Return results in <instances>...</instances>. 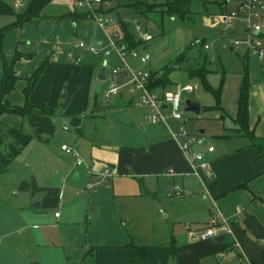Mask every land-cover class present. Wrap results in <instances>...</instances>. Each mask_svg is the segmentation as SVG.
Returning a JSON list of instances; mask_svg holds the SVG:
<instances>
[{"label": "crops", "instance_id": "0c3cea01", "mask_svg": "<svg viewBox=\"0 0 264 264\" xmlns=\"http://www.w3.org/2000/svg\"><path fill=\"white\" fill-rule=\"evenodd\" d=\"M1 1L13 9L17 6L16 0L12 3ZM234 2V13L227 12L231 3H226L225 12L220 15L226 23L229 22L225 17L237 11V2ZM76 8L79 13L88 15L87 9L77 7L75 1ZM69 20L91 46L80 42L67 48L61 39L64 34L60 32V26L36 25L40 20L8 32L3 39L8 64H12L16 53L24 56L14 64L18 81L14 91L5 98L11 106L22 108L26 105L24 92L29 81L44 66L29 95L28 112L24 116L5 114L0 118V131L7 137V147L0 154V166L6 168L14 160L12 144L28 145L26 130L34 129L37 137L48 131L44 127L46 106L52 92L62 89L63 77L68 84V93L78 91L87 104L92 90L97 95L98 75L108 62H101L98 55L91 57L94 53L89 51L90 47L100 48L108 59L114 51L119 59L114 68H124L119 94L111 97L113 101L103 108L96 105L91 117H101L103 111L130 112L137 108L144 114L138 119L131 117L135 122L139 121L138 127L149 133V137L137 139L131 145L96 144L84 137V122L80 123L76 133L65 135L62 145L75 148L83 165L77 166L76 158L61 149L68 157L64 161L53 159L49 174H32L19 183L26 186L17 188L15 194L18 199L23 198L21 202L11 204L1 200L0 264H264V154L249 138L235 134L232 136L237 141L230 154L223 150L217 152L216 148L209 153L206 149L212 145L201 149L202 145H208L207 140V144H200L205 139L202 136L192 140L191 150L184 153L180 145L185 139L175 136L181 131L175 133L170 128L171 122L178 121H170L168 125L149 123L150 110L140 104L138 95L131 92L128 84V68L133 69L113 47L110 29H103L98 23L95 25L94 19L88 16ZM14 21L13 16L0 15V29ZM258 22L264 26V10L260 12ZM239 23L245 27L247 35L244 21ZM245 55L248 56L246 52ZM150 60L147 57V62ZM114 68L109 75L107 70L108 86ZM3 78L4 62L0 56V84ZM248 79L249 129L256 137L264 139V77L251 76L249 72ZM164 91L154 92L161 94ZM65 98L64 91L62 99ZM237 112L231 116L225 114L235 125L232 129L238 128L234 122ZM31 119L34 122L38 119L36 127H33L35 124L31 128L25 127ZM220 119H224V115ZM195 144L198 147H193ZM197 152L204 153L206 169L198 167L194 158ZM106 171L109 176H104ZM75 173L78 178L73 180ZM160 182L161 190L174 188L175 192L178 188L188 196L172 199L176 197L166 193L167 199L160 202L169 226L165 241L144 244L142 236L137 235L144 223L141 219L149 220L144 226L146 237L154 236L156 224L161 225L154 209ZM125 197L143 199L146 207L141 211L140 208L130 209L127 203L118 204L117 199ZM37 203H40L39 207H35ZM123 205L125 211H122ZM212 219L219 228L216 237L202 241L200 235ZM126 224L130 225L129 229ZM14 234L21 238L27 236L28 240L23 241V238L16 243L1 244ZM172 246L176 251L175 259L172 258ZM48 247L56 252L51 255L53 260L51 256L42 259V252ZM142 248L145 249L143 258Z\"/></svg>", "mask_w": 264, "mask_h": 264}, {"label": "rangeland", "instance_id": "374dc122", "mask_svg": "<svg viewBox=\"0 0 264 264\" xmlns=\"http://www.w3.org/2000/svg\"><path fill=\"white\" fill-rule=\"evenodd\" d=\"M6 1L12 3L14 0ZM31 1L22 0L21 5L14 6V9L22 13L27 10ZM148 2L165 3L167 0H111L104 5H96V9L103 10L105 16H110L115 21L116 25L110 27V30L112 28L118 30L119 28L117 14L120 15L121 20L128 22L132 27L137 23L144 27L145 21L139 19L129 7ZM226 3H231V8H228L227 12L229 14L234 13V10H232L235 5L234 0H191L192 15L189 18L181 19L165 16L162 19L159 14H154L151 16V30L149 31L153 40L147 43L146 48H141L137 51L139 57H150L151 60L141 64L139 58L128 55L125 61L135 71L162 73L164 67L173 65L177 57H185L183 63L169 73L170 84L166 90L180 95L181 111L186 121L171 122L170 128L175 133L185 132L189 141L196 140L200 136L205 138L208 141V145H202L201 149L212 145L217 152L218 150H223L226 154H230L235 148L237 138L232 135L227 136L230 133L226 132V130L232 129L235 125L225 114L228 113L231 116L237 112L238 95L243 83L246 66H248L251 76L260 75L264 77V61H260L252 54L246 56L244 47L235 48L234 43L245 39L247 35L245 34V27L239 25V21H242V18L235 19L231 24L221 19L220 15L225 12L223 8ZM74 9V0H54L42 12V17H45L47 21L44 22L42 18L40 23L36 25L60 26V32L64 34L61 37L62 42L69 49L80 42L88 44L86 39L78 32L79 30H76L72 21L68 18L61 20L64 14L72 12ZM7 19L13 21V18L8 17ZM93 23L96 25L97 22L93 20ZM36 31L37 28L35 29ZM88 45L91 46L90 44ZM205 46L208 49H205ZM95 49L97 53L91 54V57L94 56L96 58L98 55V59H101V62L102 60L107 61L109 75L111 69L119 64L117 54L111 51V58L108 59L102 54L100 48L95 47ZM232 49L234 50L232 51ZM199 69L206 71L207 84L214 92L209 91L200 78L192 79L189 76V70L197 71ZM64 78L61 79V82H64L62 89L57 93L52 92L51 99L46 106L47 114H45L46 118H44V127L48 131L42 132L41 137H37L34 129L33 131L26 130L28 132V145L12 144V152L15 158L10 161L4 173L0 174V204L2 203L1 200H8L7 202L11 204L21 202L23 198L18 199L15 196L16 192H18L17 188H21L23 185L19 184L20 182L32 174L38 175L39 172L43 175L45 173L49 174L48 170L50 171L53 159L58 160L60 158L61 161H64L67 158L68 156L61 152L63 137L76 133L80 129L79 126L82 122H84V137L96 144L131 145L137 139H148L149 133L142 132L138 127L140 125L137 120L138 116L144 113L137 108L130 112L119 110L103 111V116L98 118L91 117L96 105L103 108V106L105 107L113 101V98L109 100L105 98L108 81L103 83L104 88L101 93L95 95L92 90L87 104L84 98V100L81 99V93L78 91L73 92L71 90V93H68V84ZM64 91L66 92V98L62 99ZM216 91L220 93L219 104ZM188 102L200 105L201 111L199 115L194 112H186ZM218 106L222 109L219 110ZM221 115H224V119H220ZM131 116L133 118L136 117L137 122ZM28 122L25 127L31 128L32 124H35L33 127H36L38 119L35 122L33 119L28 120ZM64 128L69 131L65 132ZM201 131H204L203 135L200 134ZM166 132L169 134L168 130ZM6 143V135L0 131V154H3L7 147ZM193 147L198 146L195 144ZM73 149L77 152L75 148ZM156 193L159 196L154 204V209L161 225L156 224L154 236L146 237L144 235L146 232L144 231V226L149 220L141 219L144 223L141 224L137 235L142 236L141 240L144 244L152 245L164 242V236L168 234L169 226L163 217L161 203L167 199L166 193L169 197L174 196V188L161 190L160 184H158ZM121 200L117 199L118 204H121V202L123 204L127 203L130 209L140 208L142 211L146 207L143 199L137 200L125 197ZM124 207L125 205H123L122 211H125ZM126 226L128 229L130 228L128 224ZM23 238L18 234H14L12 237L9 236V238L3 240L1 244H12L21 239L23 241L28 240L27 236ZM55 253L53 248L48 247V249L43 250L41 256L43 260L48 259V257L50 259V256ZM52 257L51 259L53 260Z\"/></svg>", "mask_w": 264, "mask_h": 264}, {"label": "built area", "instance_id": "2783aa9c", "mask_svg": "<svg viewBox=\"0 0 264 264\" xmlns=\"http://www.w3.org/2000/svg\"><path fill=\"white\" fill-rule=\"evenodd\" d=\"M22 0H16V5L20 6ZM108 1L105 0H77L76 6L79 8H86L88 11V17L94 19L98 25L103 29H110L114 27L115 21L110 16H105L101 10L96 9V5H104ZM237 11L235 14L226 16L227 22L232 23L237 18H242L246 25L247 36L245 39L238 40L234 43L235 48L244 47L247 54H252L260 61H264V26L258 22L260 12L264 10V3L262 0H236ZM135 31L141 40L150 42L152 36L142 30L141 25H135ZM256 35V36H255ZM111 43L113 47L118 51L120 57L125 59L126 56H133L139 58L140 61L145 64L147 58L140 56L136 51L128 49L122 34L119 30H110ZM81 48H85L84 44H80ZM207 48V47H206ZM91 53L96 54L95 48H88ZM130 72V78L128 84L131 86V92L138 95L140 104L150 110L148 117L151 125L165 124L168 125L170 121H186L181 111V98L180 95L172 91H164L159 94L149 89V79L151 74L149 72H136L128 68ZM124 71L122 67H116L111 74L109 86L105 92V98L110 99L119 94L122 84L121 75ZM68 130L67 128H64ZM185 139L180 145L181 150L184 153H188L191 150L194 141L187 140L188 135L181 131L179 135H175ZM62 151L66 154L76 158V165L82 166L83 161L79 158L78 153L67 145H62ZM207 151L212 153L215 151L214 147H208ZM195 161L198 163L200 169H206L207 164L204 162V154L197 152L194 154ZM110 173L106 171L104 176H109ZM188 196L187 193L180 191L178 188L175 189L174 197ZM218 225L215 219L209 222V226L204 233L200 235L202 241H209L216 237L218 231Z\"/></svg>", "mask_w": 264, "mask_h": 264}, {"label": "trees", "instance_id": "16d2710c", "mask_svg": "<svg viewBox=\"0 0 264 264\" xmlns=\"http://www.w3.org/2000/svg\"><path fill=\"white\" fill-rule=\"evenodd\" d=\"M54 0H32L30 2V5L28 6L27 10H25L22 13H17L13 9V7H10L6 3L0 0V15H6V16H13L15 18V21L0 29V56L3 59L4 62V78L2 83L0 84V118L5 114H11V115H17V116H24L28 112V98L29 95L34 88L36 82L41 76L43 66L36 72V74L30 79V83L28 88L25 90L24 94L26 97V105L22 108L19 107H13L10 105V103L5 101V98L14 91L16 82L18 81V77L14 70V64L19 61L22 56L19 53H16L14 56L12 64H8L4 51L2 42L5 37V35L15 29L21 28L24 24L27 23H34L42 18V12L45 9L47 5H49ZM77 1V0H74ZM111 1V0H106ZM130 10L134 11L136 13L137 17L141 20H144L145 25L143 28L144 32H148L151 30L150 22L152 21L151 16L154 14H159L161 18L163 19L165 16L171 17V18H189L192 15L191 11V0H167L166 3H140L135 4L133 6L129 7ZM103 12V11H102ZM109 13V12H108ZM86 13H79L77 9L73 10L70 13H67L61 17V19L68 18L72 19L73 21H77L81 18H87ZM119 25V32L122 34L123 39L125 43L128 46V49L131 51H139L141 48H146L147 43L143 40H141L138 36V34L135 31V28L131 26L128 22H125L123 20H118ZM153 38V37H152ZM153 40V39H152ZM185 60V57H177L174 64L171 66H165L162 70V73L160 72H151V76L149 79V89L152 91H158V90H166L170 84L169 81V73L172 69H174L177 66H180L183 61ZM206 71L205 70H189V76L193 78H200V80L203 81V83L206 85L207 89L211 92H214L213 89L207 84L206 81ZM249 72H248V66H246L245 75L243 78V83L240 89V95L238 100V112L234 119V122L238 126L237 129H227L226 132H229L231 135H238V136H245L249 138L252 142V145L255 146L258 150L264 154V139H260L254 135L253 132L249 129ZM216 96L218 98V104H219V96L220 93L216 91ZM218 109L221 110L222 108L218 106ZM5 168H2L0 166V174L4 173ZM22 187H26L25 185H22ZM131 246V245H130ZM172 250V258H176V251L174 246L171 247ZM145 249L142 248V258L144 255Z\"/></svg>", "mask_w": 264, "mask_h": 264}, {"label": "water", "instance_id": "95a60500", "mask_svg": "<svg viewBox=\"0 0 264 264\" xmlns=\"http://www.w3.org/2000/svg\"><path fill=\"white\" fill-rule=\"evenodd\" d=\"M118 20H121L120 15L117 14ZM149 60V58H148ZM107 79V67L106 65H104V67L102 68V70L100 71L99 75H98V85L95 89V93H100L102 90V86L103 83L106 81ZM201 111V107L198 104H193V103H187V108H186V112H194L195 114L199 115ZM200 134H204V131H201ZM200 144H207L206 139H203ZM78 178V173H75L73 176V180H76ZM160 188H162V182H160ZM40 203L35 204V207H39Z\"/></svg>", "mask_w": 264, "mask_h": 264}]
</instances>
